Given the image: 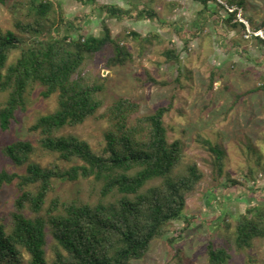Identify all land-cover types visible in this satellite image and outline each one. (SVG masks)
<instances>
[{"label":"rangeland","instance_id":"1","mask_svg":"<svg viewBox=\"0 0 264 264\" xmlns=\"http://www.w3.org/2000/svg\"><path fill=\"white\" fill-rule=\"evenodd\" d=\"M54 1L66 21L79 28L62 26L61 36H102L107 26L115 43L133 55L123 65L110 64L115 54L111 42L87 58L83 73L105 86V105L99 114L120 97L139 102L140 114L172 104L165 117L169 140L182 139L184 165L196 162L204 172L187 197L184 218L172 221L167 234L129 264H209L211 242L229 249L228 264H264V237L255 239L251 247L238 248L235 243L237 220L250 208L264 207V90L258 89L264 84V43L256 38H264V0H247V7L239 12L246 29L233 26L236 20L226 21L228 13L221 6L226 0H208V5L203 0ZM112 6L121 13L106 8ZM18 18L30 19L24 8L1 6L0 32L16 31ZM171 50L177 58L169 57ZM18 55L19 50L13 52L11 60ZM42 90L37 86L29 93L25 109L17 112L9 130L0 128V171H25L4 153L7 144L19 139L37 146L32 158L44 166L72 164L43 150L40 135L30 130L40 116L58 106V95L46 98ZM108 126L106 119L94 116L60 133L76 134L99 150ZM200 136L225 151L222 175L214 166V154L198 141ZM231 180L240 183L233 185ZM55 185L49 200L56 195L69 202L97 199L94 180L55 181ZM19 195L16 181L0 189V223H10ZM54 246L50 236L51 261Z\"/></svg>","mask_w":264,"mask_h":264},{"label":"trees","instance_id":"2","mask_svg":"<svg viewBox=\"0 0 264 264\" xmlns=\"http://www.w3.org/2000/svg\"><path fill=\"white\" fill-rule=\"evenodd\" d=\"M221 4L228 13L226 21L236 20L233 26L246 29L238 14L247 0ZM5 5L24 8L30 19L18 18L16 31L0 32V128H11L29 93L41 86L44 97L58 95V106L40 116L30 130L40 135L43 150L72 164L44 166L33 160L37 146L31 140L19 139L4 147L6 156L25 171H0V189L16 181L20 191L10 223H0V264H129L141 259L156 239L167 234L172 221L184 218L187 197L204 176L196 162L184 165L183 140H169L165 117L172 104L140 114L139 102L120 97L99 114L105 105V86L85 75L83 68L90 55L115 43L109 27L102 36H61L62 26L79 28L66 21L54 0H0V8ZM106 8L121 13L119 8ZM256 38L264 43L261 35ZM17 50L19 55L11 60ZM167 54L177 58L172 50ZM132 58L115 43L110 64L123 65ZM258 89L264 90V84ZM94 116L109 123L99 150L76 134L60 133ZM198 141L214 154V166L222 175L225 151L210 139L200 136ZM80 180L95 181V202H69L59 195L49 200L55 181ZM186 220L191 223V218ZM235 235L238 248L263 238L264 207L248 209L237 220ZM50 236L55 244L53 261L47 251ZM208 255L209 264H228L231 258L227 247L213 242Z\"/></svg>","mask_w":264,"mask_h":264}]
</instances>
